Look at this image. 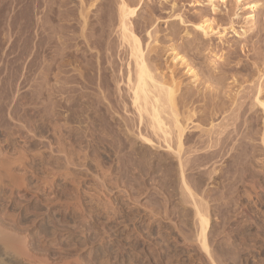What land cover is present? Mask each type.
Instances as JSON below:
<instances>
[{
    "label": "rangeland",
    "instance_id": "374dc122",
    "mask_svg": "<svg viewBox=\"0 0 264 264\" xmlns=\"http://www.w3.org/2000/svg\"><path fill=\"white\" fill-rule=\"evenodd\" d=\"M18 1H16L17 3H14L15 1L13 2V0H0V155H1L0 164H2V167L0 165V171L1 169H3L0 173L1 174L0 175L1 177L0 178V210H1L0 216H2V212L3 213L5 212L6 216L5 213L3 215L7 220H10L12 217L13 218L11 220H14L15 218L14 221L17 222L16 223V225L18 226L17 228H20L21 232L23 230L21 229V227L24 228L23 232L25 231L24 232L26 233L25 235L31 239L30 242L36 248L43 250V247H39V246H43L44 244V250H47L48 251L47 253L50 254V256L53 255V257L51 256L52 258H56L57 256L63 258L65 256L66 258H68V260L67 259H63V260L66 261H71V259L73 260V258L74 259L76 258L75 260L77 261V263L80 264H109V263L110 264H264V229H263L264 228L263 225L264 224V190H263L264 186L260 187L261 189L258 187L259 188L258 190L254 188L255 189L254 191V189L251 190L252 185L248 184L246 186L248 188L250 187L249 189L244 187L245 190H248V194H247V191H243L244 188H240V185L238 184L233 185L232 183L228 184L227 182L221 181L220 178L222 179V175L221 174L218 175V173H220L221 169L226 165L224 161L225 158L227 157H225L223 160L217 159L216 163L214 164L210 163L204 165V167L200 166V169H197L196 171L193 172H190L189 170L186 169L184 170L182 178L184 179L185 176L184 182H186V184L188 183L187 184L188 186L187 185L186 186L187 187L190 186L189 187V190L191 189L190 192L191 193L194 192L193 194H195L191 202L190 201L191 199H189L190 197L188 196L189 194L186 193L187 191L183 190L184 187H182L183 185L180 182L181 178L177 170L178 168L176 164L177 162H175L176 159L174 155H171L173 153H171L169 149L166 148L167 147L166 144L164 145L163 142L160 141L162 138L160 139L159 136L161 135L158 136L155 135L156 137H154L153 133L151 135V131L149 134L150 129L147 128L148 125L146 121L148 120L149 122V118L148 117L146 118L145 114H143L145 117L142 116L143 118L142 124L138 125V128L136 127L135 124L136 123L139 124L138 123L139 119H137L138 114L135 113L136 112L135 108L133 106L131 107L132 104L130 102L131 94L129 93L130 91H128V85L127 87L126 85H124L127 84L126 83L127 79H125L127 78L125 74V72H127V65L129 64L128 68L131 66L132 71H133V65H130L132 64V61L130 57L128 58L129 55L127 52V48L125 49V46L123 45L121 39H119L120 30L118 31L119 28L114 27V26L118 27L119 18L118 15H116L117 12L115 10L118 11V6L121 0L120 1L115 0V3L117 1L116 3L117 9L114 0H107V1L103 0V2L102 0H98V1L92 0L93 2L95 1L94 4H92L93 9L90 8L92 9V11L89 9L91 13L94 12L92 14L91 13L89 14L92 22L93 23L96 22L94 18L98 19L97 17H100V19H102L105 14L104 18L101 21L102 28L104 25L105 27L108 26V28L111 25L113 26V28L110 27L111 28L110 30L108 28H107L108 30H106L105 27L103 28L104 30L103 34L105 36L102 35V38L104 36V41H106L104 47H103L104 41L100 39L95 40L94 44H93L94 39L90 41L91 45H89L90 43L88 44L87 42H85L86 43L85 44L84 41L86 40L84 37L82 38L81 36L82 35L84 36V33H86L87 36L88 32L85 31L86 29L85 28L83 33L81 34L82 32L81 27H79L77 28L78 30H76L75 32L76 37H79L76 40V44H75L76 46L73 45V42L68 43L67 45L70 46V49L65 50V46H64L65 40L64 39L61 40L64 42L63 43L59 41L60 39L55 38V40L53 39L48 45L47 54L45 55L44 54L41 55L43 51L41 50V48L38 47L40 46V41H38L39 39L37 37V34H39V30L37 29L41 24V22L39 21H41L40 17H42V14L39 15L38 13H35L36 11L33 9L32 3H30L29 0H24L23 7H21L23 5L22 3L23 1L22 2L21 0ZM56 1L57 2L55 6L56 7L55 12L56 13L60 12L59 8H61L63 9L61 10L62 15L67 14L66 12L67 8L69 10V8L70 9L73 8L71 7L73 5L74 7L76 6L78 9L80 8L79 11L77 9V12H80L83 11L82 8L85 9L89 8L90 6H88V4L91 5L92 3L90 2V0L89 2L87 0L85 1L81 0L80 2L79 0V5H78L77 3L78 0L77 1L74 0V2H71L73 0H62L63 3L64 1H66V5L68 4V2L70 3L69 4L70 6L68 5L66 7L65 3L63 4L61 0L59 1L56 0ZM86 1L88 4H86ZM127 1H130L129 2L130 4H128ZM60 2L62 5L58 4ZM123 2L126 5L128 4L127 6L129 5L132 6V7L129 6V8L134 9L135 11V15L129 17L130 18L129 26L132 28L131 31L133 33L135 32L134 34L135 37H137V39L141 41V42L139 41L140 46L143 49L144 55H146L145 56L146 59L148 60L151 59L150 55L152 57L153 56L155 57L154 59L155 62L152 59L150 61L151 63L149 62L151 66L154 65L155 67V68L153 67L154 70L152 72V75L154 73L153 77L157 76L158 79L156 78L154 79L160 81V79L167 80L168 77L169 78L171 77V79H174L177 83L179 82L181 86L178 94L181 92L180 93L181 96H179L180 94L178 96L179 98L183 97V99L182 98L181 99L185 101L184 104L188 105L187 109L186 107L185 109L188 110L189 107L188 111H191L196 107H198V109L196 108L195 113L198 111L199 114L197 113L196 115H194V117L191 120L193 123L191 122L187 123L189 127H191L192 125H194L192 127L199 125L201 120L203 121L204 118L206 120L207 117L205 116V114L210 113L211 109L215 108L218 102L217 105L218 107L219 105L222 106L224 105L223 107L221 106L219 108L225 107L226 110H224L225 108L223 110L225 111L226 114H224V112L223 114L222 112L220 114L217 112L215 115L210 116V117L214 116L213 118H210L212 119V121H209V119L207 118L208 119L207 121L212 122V125H214L215 128L214 130L218 129L217 124H219V127L221 121H223L222 123L225 124L226 120L229 119V115H231L232 109H234L233 105L229 106L230 105L229 102L233 94L235 95L238 92V96H236L238 98L245 92V88L248 85L253 86L254 83L252 84L251 81L252 79L253 81L257 80L256 79L257 72L260 73V75L258 73V76H262V79H264V0H126ZM28 3L31 4V7L30 5L28 7L27 5ZM71 3L74 4L71 5ZM82 3L84 5L86 4V6L83 7ZM97 4L99 8L100 7L102 8V10L98 9V7L96 8V10H94ZM62 6H65V8ZM28 8L30 9V11ZM107 8H110L109 9L110 11ZM27 9L28 12L26 11ZM32 10L34 11L35 14L33 13ZM89 10H84V11H89ZM98 10H100L101 13H103V15H101V13L98 12L99 13L98 16V13H96ZM111 12L112 15L110 16ZM21 13H23L25 17ZM108 13L110 14L108 15ZM33 14H34V19H33ZM95 14H97L96 15L97 17L94 16ZM35 15L36 17L37 16L39 17V20L37 17V21H36ZM29 17L31 18V20L34 21L32 22ZM24 18L26 20L29 19L27 23L26 20H24ZM110 18L112 20L113 18H115V21L117 22L116 23L114 22V24H112V21H109ZM21 20H24L22 21L24 27L20 22ZM103 22L106 23L103 25ZM36 23L38 24L36 25ZM146 23L148 26H146ZM27 24L29 25V27ZM199 24L200 27H208V29H205L207 31L202 30V28L199 29L200 28ZM20 25L22 29L24 28L23 31L22 29H20ZM31 25L34 27L37 34H35V31L33 30V27ZM17 26H19L18 29ZM100 26L101 25L98 24L97 29ZM114 28L116 34L114 33L115 32ZM26 30L28 31L26 32ZM19 31H20L19 34H21L20 36L18 34ZM77 31L80 32L78 33ZM112 31H114L113 35H112ZM21 32L26 33L25 36L24 33L22 34ZM117 32L119 35L117 34ZM32 33L34 34V36ZM107 33H109L110 35ZM116 36L118 37L116 38ZM80 38H82L83 40ZM25 39H27L26 40L27 42L25 41ZM101 41H103V43H101ZM119 41H120L119 44L120 48H118L119 45H117ZM107 42L108 45H106ZM33 43L35 44V46H32ZM79 43H81L80 44L81 46L79 45ZM92 45L94 46L95 50L97 49L96 51L100 50L99 51L100 54L98 52L95 53V50L93 49ZM72 46L73 48L79 46L83 48L79 47L73 49ZM97 46L100 48H98ZM86 47H90L92 51L91 50L89 52L85 51ZM155 47L156 50H154ZM172 47H175L176 52H179V54H181V56L184 57V59L189 63L187 64L192 67L193 71L195 70L194 73L196 72L195 74L198 77L196 78V81L192 77L194 74L190 75V73L187 72V68H185L183 64L175 62V60L172 61V51H171ZM38 48L40 49V51ZM90 48L87 49L89 50ZM103 48H107L105 52L106 53L108 52L107 53L108 55L104 52L105 49ZM32 50L33 52H31ZM108 50H110L112 54ZM71 51H77L78 58L79 55L82 53H84L85 55L89 53L90 54V56L88 54L89 59L92 58L93 60H96L98 56L97 60L100 62L99 64L98 61H92V59L90 60L93 62V64L95 62L94 67L98 64L99 67L104 66L105 69L103 67L102 69L101 68L98 69V67L96 66V68L100 70V72L94 70L92 77L91 76L83 77V71H82L83 65L80 66V64H78L81 61L77 57L75 58L74 56L72 55L70 56L69 54H67V52H71ZM86 52L88 53L86 54ZM94 53L97 55H95ZM37 54L38 56L35 58ZM61 54L62 56L63 55L64 56L62 57ZM52 55H54V57L56 56L60 58L59 59L53 58ZM108 56L110 57V59ZM69 57L70 59L75 58L74 60L78 59V61L80 62L76 60L74 63L73 59L70 60ZM105 57L107 58V61L110 63L105 62ZM32 58L34 61L32 60ZM102 58L104 61L102 60ZM126 58L128 62L126 61ZM65 59L66 61L68 60L70 61L65 62ZM53 60H55L54 64L56 66H54ZM62 60L64 61L62 62ZM152 61L155 64L152 63ZM101 62L104 63L101 64ZM32 63L34 64L32 65ZM106 63L107 65H105ZM72 64L73 65L76 64L77 65L76 68L80 70L75 69L74 68L75 66H73ZM108 64L111 65L109 66ZM48 65L50 68L48 67ZM64 65H66V68ZM58 67H60V69H58ZM61 69L62 71H60ZM70 69L74 70V72L71 71ZM106 69L107 70L109 69L111 71L114 70V71H112V73L110 74L109 73L110 71L108 70L109 71L108 75H110L109 77L111 78L109 77L106 78L105 76L106 80H104V78H102V76L104 75L101 74L99 75V73L105 72ZM75 70H78L80 72L78 71L75 72ZM122 70H124L125 72L123 71L124 73L123 72L121 73ZM31 72L34 74H32ZM58 72L59 74L60 73L62 74L63 72L64 75L62 76L60 74L58 76ZM76 73H77V77L75 76ZM78 73L80 74V77ZM67 74L69 75L67 76ZM103 74L106 75L107 73H103ZM31 75H32V81H34L32 83H31ZM71 75L79 80L80 78L81 79L83 78L84 82L83 80H80L81 81L80 84L79 80L78 82H76L77 79H75L76 83L74 82L68 85V87H70L71 93L69 94L64 93L63 91H61L62 83L65 78L71 77ZM95 76H97V78ZM165 76L166 78H164ZM54 77L55 80H58L56 82L58 83V85L61 86V88L56 84L55 80L52 79ZM122 77L124 79L121 80ZM87 78L89 80H87ZM90 79L94 85L96 83L97 89L95 88V90H93L94 86H92ZM110 79H112L111 80L112 82H109ZM95 80L98 81L96 82ZM247 80H250L251 83H248L249 81ZM47 81L48 84L50 83L48 87H47L48 85ZM87 81L88 84H86ZM107 81L109 82V84ZM205 81L208 82L207 83L208 86ZM121 82H123V84ZM110 83L113 84L112 87L110 86L109 89V85H111ZM35 84L36 86L34 87ZM73 84L76 85V87ZM79 85L83 88H80ZM105 85L106 88L108 87V90L104 88ZM113 85H116L115 89L118 90L115 89H114L115 91L112 90V88H114ZM86 86L88 87L90 86L89 87L90 91L91 92L94 91L93 92L94 95L90 91L88 92L89 88L87 89ZM98 86H101L100 90H98ZM208 87H210V89ZM54 89L55 91H53ZM84 89L85 91L86 90L87 91L85 92ZM80 90L81 91L83 90L82 93L85 92L86 94L92 95L94 97V102H96L95 100H98V102L96 103H100L104 99H106L102 97H107V94L109 97L112 91L111 98L107 97L108 99H106V101L102 103L104 105L106 104L103 110H102V104L100 103V107L102 110V111L100 110V112L101 113L103 112L105 117L102 116L103 114L99 112L95 114V117H97V119L101 118L103 120L102 129H101L102 123H100L99 125V122H96L98 125H95V123H93L94 125L92 123L90 124V122L87 121L86 122H80L76 120L74 121L72 119L71 120L69 119L70 121L67 120L66 122L65 117H67L68 114L66 113L68 112L65 110L59 111L58 109L53 108L52 103L55 101V99L57 100L64 97L65 99H67L66 97L70 95L76 98L77 95L81 93ZM184 90H185V94L188 91L190 95L187 92V95L185 96V94H183ZM211 91H215L218 97H220V99L217 97L218 100L215 98L217 100L216 101L213 97V94L211 95L212 93ZM58 92H60V94L63 92L64 96H61L62 94L59 95ZM104 92H105V96L102 95V93ZM115 92H117V94ZM44 93H46V95ZM95 93H97L99 97L101 96V98L96 96L97 94ZM121 93L124 94L125 97H123ZM36 95L39 96L38 99ZM188 95L190 99L187 98V100L189 101L186 103L187 101L186 97H188ZM204 95L207 97H204ZM202 96L204 99H202ZM43 97L45 98V100H43ZM208 97H210L209 100H207ZM48 98L49 99L52 98V100L54 99V101L53 102L49 101ZM121 98L122 101L120 100ZM123 98H126L127 101L125 99L124 101ZM200 99L202 100L203 103L201 102ZM12 100H14L13 104H12ZM17 100L19 102H17ZM119 100L121 103L119 102ZM123 101L126 103V105L125 104L122 105V103H124ZM208 101H210L209 103H212L211 104L213 105L212 107L211 105L210 106L206 105L208 104ZM46 102H47V106H46ZM110 102L113 104V106ZM225 102L226 104H222ZM27 106L29 107V109L26 108ZM183 106L182 108H180V110L182 109V111L185 110L183 109ZM21 107L23 108V110ZM112 107H114L113 108L114 111L113 109L111 110ZM191 107L192 109L190 110ZM227 107H230V109H228ZM31 108H32L31 111L32 114L30 113ZM33 109L35 110L37 109V111ZM204 109L206 111H203ZM55 110L56 112L58 111L57 112L58 114L55 112ZM133 110L135 111L134 113ZM41 111H45V114L44 112L42 113ZM52 111H54L53 114L51 113ZM115 111H117L116 112L117 115L114 116V114H116L114 113ZM199 111L201 112L203 111L202 115ZM110 113L113 114L111 115ZM34 114L36 115L34 116ZM39 114L41 115L43 114V115L41 116ZM63 114L65 117L63 116ZM227 114L229 115L227 116ZM7 115L9 117L12 115V117L8 119L9 117ZM59 115L62 118L64 117L63 120L65 122L64 121L61 122L62 119ZM198 115L200 117L199 118L200 121L198 120L197 117ZM120 116H122L123 118L122 121ZM162 117H164V120H166V122L167 120H169L167 116H162ZM180 117L181 116H179V118ZM33 118L35 119L33 120ZM108 118L110 119V124H112V126L116 121V124L114 125V127H112L114 128L112 129L113 131H110L111 130L110 125L108 126L109 123ZM135 118L137 119V122H135L136 121ZM144 118H145V122H144ZM56 119H57V123H56ZM59 119L61 120L59 121ZM124 119L125 121H123ZM261 119L262 117L260 115L258 124L260 123V121H262ZM49 120L51 121L48 124ZM19 121H21V123ZM33 121L35 123H32ZM68 121H69V125L66 124L68 123ZM72 122L73 125L75 124L74 122H76L75 124L76 126L79 123H81L78 125L79 129L78 128L75 129L76 126L74 125L75 127L74 128L72 126ZM124 122L126 123V126ZM64 123L65 125H67V127L71 125L69 128L73 130L69 131L68 128H66V126L65 127L63 126ZM34 124L38 127V130L36 132L35 130H32L34 129L33 127ZM56 124H58L60 128H58L59 126H56ZM223 124H221V126ZM81 125L84 126L85 133L83 132L82 130L83 127ZM91 125H93V128ZM105 125H107L106 127L108 128V132H106L107 130L106 127H104ZM200 125L201 128H203L204 126H205L204 128H208L207 123L205 124L201 122ZM62 126L63 129L66 128V130L64 129L65 131L62 129ZM87 126L89 129L87 128ZM30 127H31V131H30ZM50 127H52L53 130ZM98 127L100 128L101 131L95 132V130H98ZM119 127H121L123 131ZM87 129L88 130L91 129V131L93 129L94 130L91 133V131L89 132L86 131ZM116 129L119 130L118 133H116L117 132L115 131ZM137 129L139 132L137 131ZM58 130L62 131L61 139L66 140L65 142L62 141L63 146L65 144L64 149L62 146L63 153L60 152L59 150L57 151V149L59 148V145L57 144L58 143L57 140L59 139ZM79 130L83 132L84 136L81 135L82 134L81 132L78 133ZM63 131L65 135L63 134ZM74 131H76L77 133ZM125 131H127L126 134H124ZM143 131L146 135L143 134ZM146 131L148 132L146 133ZM192 131L194 135L189 139L188 141L189 143L187 141H184L183 144L184 145L183 148L185 147L186 150L188 149L189 146L193 147L192 145L196 143V139L197 141L199 139L198 138V135H200V133H198L199 130L192 129ZM55 132L58 135L55 134ZM94 132L98 133L99 136L102 138V140L104 139L103 141H105V138L110 139V140H106L107 142L105 141V143L108 142L110 143L111 141L112 145L105 144L103 141H101V138L98 137V134H96L98 138L96 137V135H93L95 134ZM52 133H54L55 136L54 134L52 136ZM73 133L74 136L76 137L75 138L76 141L73 140L74 137H72L73 135H71ZM109 133L111 134L113 133V135H110L112 136V139L109 136ZM66 134L70 135L69 140L67 138L68 135ZM87 134H89V136ZM37 135H41V136L39 137ZM136 135L137 136L141 135L146 138H149L150 136V140L152 141L153 145L152 144L151 145L149 144L147 146L143 145L142 143L143 141H141L142 139H140L139 136L137 138ZM63 136L65 137L67 136V137L65 138ZM90 136H91L90 139H93L92 141L88 139V137ZM102 136L105 138H103ZM46 137H48L49 139ZM51 137L55 139V141H52V139L50 140ZM79 137L81 139L77 140V138ZM82 138H86L89 141L87 142L86 139H82ZM114 138L115 141L113 140ZM81 140L82 143L79 142L80 144L79 151L82 152L85 148H88L86 149V154H85V150L84 152H82L83 153L82 154L76 149L78 148V144H77L78 141ZM94 140L96 142L99 140V142H97L98 145ZM72 141H75V143L77 142L76 143L77 146L74 145ZM83 141L85 142L84 144L87 147L83 145ZM51 143H53V145H51ZM70 143L72 144L71 146L73 147L70 146L69 148ZM88 145H90V148H94V149H90ZM92 145L96 147H93ZM169 145L170 148L172 147L171 149H174V144L172 139L170 140ZM97 146H101L102 150H100L101 148ZM55 147L56 149L53 150ZM80 147L82 148L85 147V148L84 149L81 148L80 150ZM71 148H73V151L71 150ZM95 149L96 150L99 149V150L96 151ZM69 150L72 151V154L70 153V157L67 156L69 155L68 153L64 154L65 152H70ZM92 150H95L97 153L94 154L95 151ZM104 150H107L108 152L107 151L104 152ZM136 150L138 151L140 150V152L138 153V151L136 152ZM115 151L117 152L115 153ZM105 153H108V155H106ZM77 154L79 158L76 156ZM124 154H127L128 156L129 154H131L134 156L131 157L130 155L128 157ZM85 155L89 157V161L91 162H88V158L86 157L87 158L86 159ZM187 155H188L187 152L184 153V155H181L182 156L181 161H185ZM66 156L67 158L69 157L68 160ZM75 156L77 157V159ZM142 156L145 157V159L140 158ZM63 157H65L66 159L65 158L63 159ZM83 157L85 159H80ZM4 158L5 161H3ZM72 158H74V162L77 160L78 164H80L81 167L77 166V162H75L74 165ZM164 158L167 159V162L166 161L163 162L162 159ZM62 159L65 161L66 163L65 166L67 167L63 168V170L58 169L59 170V174H58L57 172L54 171L55 170L57 171V168H60L61 166L65 167L63 165L65 163H62ZM70 159L72 160V162H69L71 161ZM160 159L162 161H160ZM51 160L54 161L52 162ZM66 160L68 163L66 162ZM81 160L82 162H84V164L80 162ZM92 160L94 161V163ZM157 160L159 162V165L157 163ZM191 160L192 158L189 157V161ZM59 161L62 163L61 166H59V164H61ZM46 162L48 163L50 162V164L52 165L50 164L48 165V163L46 164ZM55 162H58L59 164L58 163L56 164ZM162 162L168 163V166L170 162V165L172 166V167L170 166L169 168L170 170H168L167 172H165L164 170L162 171L163 169L162 167L164 166V165L162 166L163 164ZM69 163H71L72 165L71 164L69 165ZM44 165L46 166L44 167ZM82 165L85 166L83 167ZM49 166L51 168L52 167L53 168L57 167V168L54 170L52 168L51 170ZM158 166H160L161 168L160 167L158 168ZM9 167H10V171L8 170ZM172 168H174V171L171 170ZM214 168L216 172L213 171ZM46 169H47V173H46ZM62 171H65L67 173V177L65 179L61 178L62 176L63 177L66 176L65 172ZM194 173L195 174L198 173L197 175L199 178L197 177V175L194 176L195 175ZM209 174H211V176H209ZM104 175H108V176L106 177ZM51 176L52 177L54 176V178L53 181L50 183L49 178H52ZM178 178H180V180ZM200 178L201 180H203V183L201 184L202 188L201 186H199V188L195 187L196 180ZM55 179L56 181H54ZM59 180L61 181L59 182ZM52 183L55 184L52 185ZM49 184L51 185L49 186ZM224 184L225 187L223 186ZM221 186L223 187L221 188ZM48 190L50 191L48 192ZM249 190H251V192L253 191V193H251ZM242 192L244 195L242 194ZM73 194L75 196H73ZM241 194L242 196H240ZM245 194H247V196ZM258 195L261 196L262 200ZM60 196L61 199L59 198ZM71 197H75V198L71 199ZM76 197H78L77 199L82 201L76 200ZM244 197L249 198V200L245 199ZM259 198L260 200H258ZM48 199L49 201L50 199H53V201L48 202L47 201ZM63 199H65L66 201L68 200L67 203L69 204L64 205ZM202 199H204L207 202L204 203V200ZM59 201L60 202L62 201L61 202L62 205ZM76 201L79 202V204ZM195 201L199 204L198 206L199 208L201 206L200 211L203 212V214L207 217L209 221L207 229L205 231V244L207 247V252H205L201 248L200 241L198 242L199 240L198 239L199 237H197L198 236L197 230H199L198 223L197 220L195 219L196 217L193 216L195 215L194 214L195 208L193 203ZM52 202L56 203L57 205L54 204L55 206H53ZM46 203L48 208L46 207ZM49 203H51L52 205H50ZM75 203H77V207L79 205V208L81 209L78 210V208H75L76 207ZM202 203H204L205 205ZM81 205H83L84 207H82ZM242 205L246 207H243ZM63 206L67 207V209L63 208ZM205 206L208 208H206ZM49 208L50 210L52 208L55 210L58 208L56 211L59 214H57L55 210L50 211ZM82 208L84 209V212L85 211H89V212H85V214L84 212H82L83 214L81 215L80 213L81 211H83ZM202 208H204L207 211H205ZM44 209L46 210V212ZM72 210L73 211L76 210L78 211V213L75 211L76 213L75 214L73 213ZM10 211L12 214L10 213ZM53 211L58 216H56V214H53ZM53 216L55 217L54 220H53ZM73 216L74 217L79 216L76 217V220L77 219L78 220L77 221L74 220ZM82 216H85L86 218L84 217L83 219H81ZM81 220H83V222ZM80 222L82 224H80ZM25 226L27 229L25 228ZM256 226L259 227L262 231L259 228L257 229ZM27 230H28V234H27ZM259 230L261 234L257 232ZM58 240L60 241L61 245H58L57 243L59 242ZM54 244L58 245L59 247L58 250H61L63 248L64 250L63 254L60 251H56L57 248ZM46 246H49L48 249H45ZM49 251H51V253ZM58 252L60 253L58 254ZM104 256L105 258H108V260L107 259L105 260ZM100 258L101 260H99ZM17 263L22 264L21 261L20 262L17 261ZM17 263H13V264H17Z\"/></svg>",
    "mask_w": 264,
    "mask_h": 264
},
{
    "label": "bare ground",
    "instance_id": "6f19581e",
    "mask_svg": "<svg viewBox=\"0 0 264 264\" xmlns=\"http://www.w3.org/2000/svg\"><path fill=\"white\" fill-rule=\"evenodd\" d=\"M15 1V2H14ZM16 1H18V0H13V2L14 3H17ZM23 1V2H22ZM30 1V3H32V6H33V9L36 11L35 13H38L39 15H41L42 14V17H40V19H41V21H39V22H41V24L39 25V27H38V29L37 30H39V34H37L36 33V30L34 29V27H33V30L35 31V34H37V37H38V41H40V46H38L39 48H41V50L43 51L42 52V54L41 55H45V54H47V47H48V45L50 44V42L54 39L55 40V38H58V39H60L59 41L60 42H63V41H61L62 39H64L65 41V50L66 49H70V46L69 45H67L68 43H71V42H73V45H75L76 44V40H77V38H79V37H76V30H78L77 28H79V27H81V34L83 33V31H84V29H85V31L86 32H88V34H87V36H86V33H84V36L82 35L81 37L83 38H85V40L86 41H84V43L85 42H87L89 45H91V40L92 39H94L93 40V44L95 43V40H98V39H100V40H103L104 41V30H103V28L105 27V23L106 22H103V28H102V19L104 18V16H105V14H104V16H103V18L102 19H100V17H97L96 15L97 14H95L94 16L95 17H97L98 19H96V18H94L95 19V21L96 22H92V20L90 19V13H91V11H92V4H94V2L92 1V0H90V2H92L91 3V5L90 4H88L87 3V1L89 2V0H87L86 1V4H88V6H90L89 8H82V10L83 11H80V12H77V7L75 8L74 7V5L73 6H71V7H73V8H69V10H68V8H67V10H66V12H67V14H64V15H62L61 14V10H63V9H61V8H59L60 10V12H58V10H57V12L59 13H56L55 11H56V0H29ZM59 1V0H58ZM62 1V0H61ZM75 1H77V0H75ZM85 1V0H84ZM98 1V0H97ZM105 1H107V0H105ZM117 1H120V0H117ZM117 1H116V3H117ZM123 1H126V0H123ZM122 0L120 1V4H119V6H118V11L117 10H115L117 13H116V15H118V18H119V22H118V27L117 26H114V27H116V28H119L118 29V31L120 30V32H119V34H120V38L119 39H121V41H122V43H123V45L125 46V49L127 48V52H128V58L130 57V59H131V61H132V64H130V65H133V71L131 70V66L128 68V66H129V64L127 65V58H126V65H127V72H125L124 70H122L121 71V73L124 71L125 72V74H126V76H127V78H125V79H127L126 80V83L127 84H124V85H126V87H127V85H128V91H130L129 93L131 94V107L133 106L134 108H135V111L133 110V113L135 112V113H137L138 114V118L137 119H139L138 120V123L139 124H135L136 125V127L138 128V125H140V124H142V122H143V118H142V116H144L143 114H145V116H146V118L148 117L149 118V122H148V120H146L147 121V125H148V127L147 128H149L150 130H149V134H150V131H151V135H152V133L154 134V137H156L155 135H161V136H159L160 137V141H162L163 142V144L165 145L166 144V148L167 149H169V151L171 152V153H173V154H171V155H174V157H175V162H177L176 164H177V170H178V173H179V176H180V178H181V184L183 185L182 187H184L183 188V190H185V191H187L186 193H188L189 195V199H191L190 201L192 202V198H193V196L195 195V194H193V193H191L190 192V190H189V187H187L188 185V183L186 184V182H184V179H185V176H184V179L182 178L183 177V173H184V170L186 169V170H189L190 172H193V171H196L197 169H200V166L202 167H204V165H206V164H210V163H212V164H214V163H216V160L217 159H220V160H223L225 157H227V158H225V167H223L222 169H221V172L220 173H218V175L219 174H221L222 175V179L220 178V180L221 181H223V182H227L228 184H233V185H236V184H238V185H240V188H244V187H246V188H248L246 185H248V184H250V185H252L251 187V190L252 189H254V188H256L257 190L260 188V187H262V186H264V79H262V76H258V73L259 72H257V80H254L253 81V79H252V84H253V86L251 85H248L246 88H245V92L240 96V97H236V96H238V92L234 95L233 94V96H232V98L230 99V102H229V106H231V105H233L234 106V109H232V112H231V115H229V114H227V116L229 115V119L228 120H226V123L225 124H223L222 122L223 121H221V124H223L222 126H221V124H220V127H219V124H217V127H218V129H216V130H214L215 128H214V125H212V122H208L207 120L209 119V121H212V119H210V118H213V117H210V116H212V115H215L217 112L220 114L221 112H222V114H223V112H224V114H226L225 113V111L224 110H226V108L224 109V108H219V107H221L222 105H219V107L217 106L218 105V102H217V104H216V107L215 108H213V109H211V107L213 106V105H211L212 103H209L210 101H208V104H206V105H211V107H210V109H211V112L210 113H206L205 114V116L208 118H206V120H205V118H204V120L202 121L201 120V122L202 123H207V125H208V128H201L200 126V124H201V122H200V124L199 125H196L195 127H192V126H194V125H192L191 127H189L188 126V122H191V123H193L191 120H192V118L194 117V115H196L197 113H198V111L195 113V110H196V108L198 109V107H196L195 109H193V110H191L192 109V107L190 108V110L191 111H188L189 110V107H188V110H186L187 109V104H184V102L185 101H183L182 99H183V97H181V98H179V96H181V92L178 94V92L180 91V86H181V84H179V82L177 83L174 79H171V77L168 79L167 78V80H165V79H160V81H158V80H155L154 78H156V79H158L157 78V76H155V77H153V75H154V73H153V75H152V72H153V70H154V65L153 66H151V59L152 60H154L155 59V57L153 56H151L150 55V57H151V59H146V55H144V52H143V49L141 48V46H140V40H138L137 39V37H135V32L133 33L131 30H132V28L129 26V17H132V16H134L135 15V11H134V9H131V8H129V6H127L128 4H130L129 2L130 1H127L128 2V4L126 5L124 2H123ZM21 2L23 3V5H22V3H21V7H23L24 6V0H21ZM28 2V1H27ZM71 2H74V0L73 1H71ZM80 2H81V0H80ZM101 2V1H100ZM102 2H103V0H102ZM126 2V3H127ZM18 3H19V1H18ZM62 3H63V1H62ZM64 3H65V6L67 7L70 3L68 2V4L66 5V1H64ZM63 3V4H64ZM78 5H79V0H78ZM85 3V2H84ZM114 3H115V0H114ZM115 3V6L117 5ZM139 3V2H138ZM59 5H62L61 4V2L60 3H58ZM72 4H74V3H71V5ZM83 4V3H82ZM86 4L84 5H82L83 7L84 6H86ZM135 4V3H134ZM133 4V5H134ZM18 5V4H17ZM28 5V7H29V5H30V7H31V4H27ZM27 5H26V8H27ZM77 5V4H76ZM15 6V5H14ZM20 6V5H19ZM65 6H62V7H64L65 8ZM70 6V5H69ZM79 7V6H78ZM98 7V4H97V6L94 8V10H96V8ZM130 7H132V6H130ZM137 7V6H136ZM16 8H17V6H16ZM75 8V9H74ZM90 8H92V9H90ZM134 8V7H133ZM25 9V8H24ZM29 9V8H28ZM28 9L26 10L27 12H28ZM57 9H58V7H57ZM80 9V8H79ZM79 9H78V11H79ZM91 11H90V10ZM98 9H100V10H102V8L100 7H98ZM108 10L110 9V8H107ZM116 9H117V6H116ZM23 10V9H22ZM21 10V11H22ZM84 10H89V11H84ZM93 10V11H94ZM100 10H98L96 13H98V12H100L101 13V11ZM106 10V9H105ZM107 10V11H108ZM19 11H20V9H19ZM25 11V10H24ZM29 11H30V9H29ZM33 11V10H32ZM110 11V10H109ZM108 11V12H109ZM104 12V11H103ZM24 13V12H23ZM23 13H21L22 15H23ZM33 13H34V11H33ZM34 13V14H35ZM92 13H94V12H92ZM91 13V14H92ZM29 14V13H28ZM34 14H33V19H34ZM110 13H108V15H109ZM101 15H103V13H101ZM112 15V12H111V14H110V16ZM19 16V15H18ZM24 17H25V15H23ZM93 16V15H92ZM93 16V17H94ZM98 16H99V13H98ZM109 16V17H110ZM35 17H36V15H35ZM38 17V16H37ZM37 17L35 18L36 19V21H37ZM109 17H107V18H109ZM18 18V17H17ZM16 18V19H17ZM27 18V17H26ZM30 18V17H29ZM31 18H32V16H31ZM31 18H30V20H31ZM153 18V17H152ZM251 18V17H250ZM21 19V18H20ZM23 19V18H22ZM24 20H26L25 18H24ZM24 20H21L20 22H21V24L23 25V23H22V21H24ZM29 20V19H28ZM28 20H26V23L28 22ZM38 20H39V17H38ZM114 20V21H113ZM113 20L110 18V20L109 21H112V24H114V22L116 23L117 21H115V18H113ZM118 20V19H117ZM155 20V19H154ZM153 20V21H154ZM32 22L34 21V20H31ZM106 21V20H105ZM38 22V23H39ZM25 23V22H24ZM38 23H36V25L38 24ZM32 24V23H31ZM34 24V23H33ZM98 24H100L101 26V28L99 27L98 29H97V27H98ZM107 24H108V22H107ZM107 24H106V26H107ZM151 24V23H150ZM17 25V24H16ZM19 25V24H18ZM28 25V24H27ZM36 25H35V27H36ZM111 25V24H110ZM152 25V24H151ZM150 25V26H151ZM10 26V25H9ZM146 26H148L147 25V23H146ZM203 26V25H202ZM11 27V26H10ZM9 27V28H10ZM23 27H24V25H23ZM28 27H29V25H28ZM32 27H30V28H32ZM110 27H112L113 28V26L111 25V26H109V28H108V26L107 27H105L106 28V30H110L111 28ZM199 27H200V24H199ZM15 28H16V26H15ZM19 28V26H17V29ZM29 28V29H30ZM108 28V29H107ZM131 28V29H130ZM202 28V30H204V31H207V30H205V29H208V27H200L199 29H201ZM16 29V30H17ZM20 29H22L21 28V25H20ZM24 29V28H23ZM23 29H22V31H23ZM26 29H27V27H26ZM28 29V30H29ZM28 30H26V32L28 31ZM139 30V29H138ZM30 31V30H29ZM33 31V32H34ZM114 31H115V28H114ZM114 31H112V35H113V32ZM134 31V30H133ZM78 32V31H77ZM80 32V31H79ZM78 32V33H79ZM111 32V31H110ZM20 33V31L18 32V34ZM22 33V32H21ZM24 33V32H23ZM22 33V34H23ZM28 33H31V32H28ZM27 33V34H28ZM78 33H77V35H78ZM115 34H116V31L114 32ZM205 33V32H204ZM25 34L26 33H24V36H25ZM33 34V33H32ZM107 34H109V33H107ZM117 34H118V32H117ZM118 34V35H119ZM21 34H19V36H20ZM57 35H58V37H57ZM102 35H104L103 36V38H102ZM110 35V34H109ZM147 35V34H146ZM27 36V35H26ZM29 36V35H28ZM33 36H34V34H33ZM79 36H80V34H79ZM150 36H152V35H150ZM149 36V37H150ZM36 37V38H37ZM106 37H107V35H106ZM118 36H116V38H117ZM148 37V36H147ZM4 38V37H3ZM34 38V37H33ZM82 38H80V39H82ZM102 38V39H101ZM108 39V38H107ZM27 39H25V41H26ZM35 40V39H34ZM83 40V39H82ZM118 40V39H117ZM58 41V40H57ZM81 41V40H80ZM79 41V42H80ZM103 41H101V43H103ZM108 41V40H107ZM140 41V42H139ZM27 42V41H26ZM30 42H32V41H30ZM30 42H28V43H30ZM63 42V43H64ZM75 42V43H74ZM78 42V41H77ZM105 42L106 41H104V44H103V47H104V45H105ZM109 42V41H108ZM108 42L106 43V45H108ZM36 43H37V40H36ZM83 43V44H84ZM100 43V42H99ZM155 43V42H154ZM81 43H79V45H80ZM82 44V45H83ZM86 44V43H85ZM84 44V45H85ZM110 44H111V42H110ZM109 44V45H110ZM120 44V41H119V43L117 44V45H119ZM149 44V43H148ZM31 45V44H30ZM39 45V44H38ZM56 45V44H55ZM88 45V46H89ZM159 45V44H158ZM171 45V44H170ZM29 46V45H28ZM32 46H35V44L33 43L32 44ZM51 46V45H50ZM76 46V45H75ZM81 46V45H80ZM79 46V47H80ZM86 46V45H85ZM99 46V45H98ZM97 46V47H98ZM143 46V45H142ZM79 47H74V48H79ZM92 47H93V49L95 50V48H94V46L92 45ZM96 47V46H95ZM118 47V46H117ZM35 48V47H34ZM38 48V49H39ZM55 48H56V46H55ZM72 48H73V46H72ZM73 48V49H74ZM80 48H83V47H80ZM87 48H90V47H86V50L85 51H90L91 50V48L88 50ZM98 48H100V47H98ZM102 48V47H101ZM107 48H108V46H107ZM107 48H103V49H105L104 50V52L106 51V49ZM118 48H120V45H119V47ZM122 48H123V46H122ZM149 48V47H148ZM4 49V48H3ZM49 49H50V47H49ZM78 50V49H77ZM83 50V49H82ZM82 50H81V52H82ZM93 50V51H94ZM97 50V49H96ZM95 50V53H99V51H96ZM112 50V49H111ZM145 50V49H144ZM153 50V49H152ZM154 50H156V47H155V49ZM153 50V51H154ZM29 51V50H28ZM39 51H40V49H39ZM63 51V50H62ZM69 51V50H68ZM79 51V50H78ZM84 51V50H83ZM84 51V52H85ZM92 51V50H91ZM111 54H112V52L110 51V50H108ZM149 51V50H148ZM171 51H172V61H174L175 60V62H178V63H181V64H183L184 65V67L185 68H187V72L188 73H190V75L191 74H194L192 77L195 79V81H196V78H198L197 77V75L194 73V71H193V69H192V67L191 66H189L188 64V62L184 59V57L183 56H181V54H179V52H176V50H175V47H172L171 48ZM178 51V50H177ZM31 52H33V50L31 51ZM31 52H30V55H31ZM51 52V51H50ZM88 52H86V54L88 53ZM64 53V52H63ZM80 53V52H79ZM94 53V54H95ZM106 53V52H105ZM108 53V52H107ZM106 53V54H107ZM121 53V52H120ZM152 53V52H151ZM153 53H155V52H153ZM67 54H69L70 56L72 55V56H74L75 58L77 57V54H78V52L77 51H71V52H67ZM89 54V53H88ZM88 54L87 55H85L84 53H82V54H80L79 55V60L81 61H78V59H76L78 62H80V63H78V62H76V63H78V64H80V66L81 65H83V69H82V71H83V77H85V76H93V73H94V70H96L97 72L99 71L100 72V70H98L99 68H101L102 69V67L104 68V66H102V67H99L98 66V64L100 63L98 60H97V58H98V56H97V58H96V60H93L92 58H90V59H92V61H98V64L96 65L97 67H98V69L96 68V66L94 67V64H95V62H94V64H93V62L89 59V56H90V54H89V56H88ZM100 54V53H99ZM98 54V55H99ZM123 54V53H122ZM3 55V54H2ZM33 55V54H32ZM35 55V54H34ZM50 55V54H49ZM48 55V56H49ZM68 55V56H69ZM95 55H97V54H95ZM94 55V56H95ZM108 55V54H107ZM126 55V54H125ZM149 55V54H148ZM171 55V54H170ZM38 56V54L35 56V58ZM40 56V55H39ZM51 56V55H50ZM49 56V57H50ZM53 56V58H58V57H54V55H52ZM61 56H62V54H61ZM64 56V55H63ZM62 56V57H63ZM105 56V55H104ZM28 57V56H27ZM30 57V56H29ZM45 57V56H44ZM67 57V56H66ZM88 57V58H87ZM99 57H101V56H99ZM109 57V56H108ZM112 57V56H111ZM118 57V56H117ZM34 58V59H35ZM39 58V57H38ZM42 58H43V56H42ZM60 58V57H59ZM58 58V59H59ZM75 58H71L70 59V57H69V59L70 60H72L73 59V61H74V63H75V61L76 60H74ZM94 58V59H95ZM31 59V58H30ZM64 59V58H63ZM109 59H110V57H109ZM32 60H33V58H32ZM31 60V61H32ZM38 60V59H37ZM42 60V59H41ZM43 60H44V58H43ZM70 60H68V61H66V59H65V62H69ZM100 60V59H99ZM102 60H103V58H102ZM34 61V60H33ZM48 61V60H47ZM46 61V62H47ZM54 61L55 60H53V64H54ZM59 61V60H58ZM61 61V60H60ZM64 60H62V62H63ZM72 61V62H73ZM104 61V60H103ZM110 61V60H109ZM130 61V62H131ZM36 62V61H35ZM50 62V61H49ZM105 62H107V63H110V62H108L107 61V58L105 57ZM150 62V63H149ZM154 62H155V60H154ZM153 61H152V63H154ZM52 63V62H51ZM57 63H59V62H57ZM82 63V64H81ZM104 62H101V64H103ZM107 63L105 64V65H107ZM124 63H125V61H124ZM188 63V64H187ZM34 63H32V65H33ZM50 64V63H49ZM61 64V63H60ZM155 64V63H154ZM39 65V64H38ZM42 65H43V63H42ZM41 65V66H42ZM73 65V64H72ZM109 65V64H108ZM111 65V64H110ZM109 65V66H110ZM255 65V64H254ZM35 66H36V64H35ZM54 66H56L55 64H54ZM59 66V65H58ZM65 66V68H66V65H64ZM73 66H75L74 68L75 69H78V68H76V64L75 65H73ZM72 66V67H73ZM113 66H114V64H113ZM112 66V67H113ZM157 66V65H156ZM48 67H49V65H48ZM70 67V66H69ZM79 67V66H78ZM154 67V68H153ZM35 68V67H34ZM50 68V67H49ZM52 68V67H51ZM55 68H57V67H55ZM67 68H68V66H67ZM71 68V67H70ZM109 68V67H108ZM111 68V67H110ZM114 68H115V66H114ZM40 69V68H39ZM58 69H60V67H58ZM105 69V68H104ZM125 69V68H124ZM156 69H157V67H156ZM169 69V68H168ZM167 69V70H168ZM258 69V68H257ZM263 69V68H262ZM36 70H37V68H36ZM44 70V69H43ZM53 70V69H52ZM71 71H73L74 72V70H72V69H70ZM78 70H80V69H78ZM78 70H75V72H77ZM109 70V69H108ZM107 69L105 70V72H101V73H99V75L101 74V75H104V76H102V78H104V80H106V78H108L110 75H108V72L111 74L112 73V71H114V70H109L108 71ZM126 70V69H125ZM41 71H42V68H41ZM56 71H58V70H56ZM60 71H62V69L60 70ZM95 71V72H96ZM102 71V70H101ZM257 71V70H256ZM260 71V70H259ZM261 71H263V70H261ZM34 72V71H33ZM53 72V71H52ZM66 72V71H65ZM78 72H80V71H78ZM123 72V73H124ZM159 72V71H158ZM169 72V71H168ZM252 72V71H251ZM32 73V72H31ZM37 73V72H36ZM45 73V72H44ZM72 73V72H71ZM103 73H107L106 75L105 74H103ZM163 73V72H162ZM187 73V74H188ZM32 74H34V73H32ZM48 74V73H47ZM46 74V75H47ZM61 74V73H60ZM59 74V72H58V76L60 75ZM70 74V73H69ZM69 74H67V76L69 75ZM98 74V73H97ZM97 74H95V75H97ZM62 76L64 75V73L62 72V74H61ZM78 75H79V77H80V74L78 73ZM98 75V76H99ZM108 75V76H107ZM120 75V74H119ZM124 75V74H123ZM122 75V76H123ZM156 75H157V73H156ZM160 75V74H159ZM170 75H171V73H170ZM169 75V76H170ZM259 75H260V73H259ZM263 75V74H262ZM34 76V75H33ZM43 76V75H42ZM56 76H57V73H56ZM76 77H77V73H76V75H75ZM105 76H106V78H105ZM35 77V76H34ZM48 77V76H47ZM46 77V78H47ZM53 77V76H52ZM76 77H73L72 75H71V77H67V78H65V76H64V81H63V83H62V90L61 91H63L64 93H71V91H70V87H68V85H70V84H72V83H74L75 82V79H77ZM78 77V78H79ZM96 78H97V76H95ZM109 78H111V77H109ZM164 78H166V76L164 77ZM173 78H174V76H173ZM248 78H249V76H248ZM251 78V77H250ZM44 79H45V76H44ZM53 80H55V77L54 78H52ZM57 79H58V77H57ZM115 79V78H114ZM122 79H124L123 77L121 78V80ZM200 79V78H199ZM35 80V79H34ZM48 80H49V78H48ZM51 80V79H50ZM78 80L79 79H77L76 80V82H78ZM80 80H83V78L81 79L80 78ZM79 80V82H80V84H81V81ZM87 80H89L88 78H87ZM103 80V81H104ZM112 79H110V81L109 82H112L111 81ZM192 80V79H191ZM39 81H40V79H39ZM56 81H58V80H55V82ZM90 81H91V79H90ZM96 81V80H95ZM98 81V80H97ZM96 81V82H97ZM116 81H117V79H116ZM119 81V80H118ZM178 81V80H177ZM247 81H249L248 83H251L250 82V80H247ZM32 82H34V81H32V75H31V83ZM42 82H43V80H42ZM53 82V81H52ZM75 82V83H76ZM83 82H84V80H83ZM108 82V81H107ZM109 82H108V84H109ZM114 82V81H113ZM120 82V81H119ZM118 82V83H119ZM123 82H124V80H123ZM123 82H121L122 84H123ZM191 82V81H190ZM206 82V81H205ZM209 82H210V80H209ZM220 82V81H219ZM246 82V81H245ZM90 83V82H89ZM91 83H92V86H94V89L93 90H95V88L97 89V86H96V83H95V85L93 84V82L91 81ZM103 83V82H102ZM106 83V82H105ZM193 83V82H192ZM208 82H206V84H207ZM240 83V82H239ZM39 84H40V82H39ZM44 84V83H43ZM47 84H48V81H47ZM50 84V83H49ZM49 84L47 85V87L49 86ZM55 84V83H54ZM56 84L58 85V83L56 82ZM86 84H88V81H87V83ZM111 84V83H110ZM113 84V83H112ZM112 84L111 85H109V89H110V86L112 87ZM120 84V83H119ZM118 84V85H119ZM232 84H233V82H232ZM46 85V84H45ZM74 85V84H73ZM72 85V86H73ZM84 85V84H83ZM91 85V84H90ZM117 85V86H118ZM212 85V84H211ZM36 86V84L34 85V87ZM52 86H53V84H52ZM58 86H60V85H58ZM75 87H76V85H74ZM80 86V85H79ZM96 86V87H95ZM114 86V88H112V90H114L115 89V87H116V85H113ZM207 86H208V84H207ZM209 86H210V84H209ZM42 87V86H41ZM41 87H39V88H41ZM45 87V86H44ZM50 87H51V85H50ZM78 87V86H77ZM87 87V89L90 87H88V86H86ZM100 87L101 86H98V90H100ZM43 88V87H42ZM60 88H61V86H60ZM79 88V87H78ZM80 88H83V87H81L80 86ZM79 88V89H80ZM102 88H103V86H102ZM104 88H106V85H105V87ZM209 89H210V87H208ZM212 88V87H211ZM217 88V87H216ZM216 88H213V89H216ZM107 90H108V87L106 88ZM17 90V89H16ZM41 90V89H40ZM77 90V89H76ZM105 90V89H104ZM104 90H102V91H104ZM115 90H118V89H115ZM114 90V91H115ZM237 90V89H236ZM239 90V89H238ZM247 90V91H246ZM53 91H55V89L53 90ZM81 91V90H80ZM84 91H85V89H84ZM87 91V90H86ZM85 91V92H86ZM90 91V88L88 89V92ZM97 91V90H96ZM113 91V92H114ZM44 92H45V90H44ZM51 92H52V90H51ZM57 92V91H56ZM63 92L60 94V92H58L59 93V95H61V96H64L63 95ZM83 92V90L81 91V93H79L78 94V92H77V94H75V95H77V97L76 98H74L73 96H67L66 98L67 99H65V97L64 98H60V99H55V101H54V99L52 100V98H48L49 99V101H54L52 104H53V108H56V109H58L59 111H61V110H65V111H67L68 113H66V114H68L67 115V117H65L64 116V114H63V116L65 117V119H66V122H67V120H76V121H80V122H90V124L92 123H95V125H98L96 122H99V125H100V123H102V126H101V129L103 128V120L101 119V118H99V119H97V117H95V114L96 113H101L100 112V110H101V107H100V103L102 104L104 101H106V99H108L109 97L111 98V96H112V91H111V94H110V96L108 97V94H107V97H102V98H106V99H104L102 102H100V100H99V102L100 103H96V102H98V100H95L96 102H94V97L92 96V95H89V94H86L85 92L84 93H82ZM91 92V91H90ZM94 92V91H93ZM93 92H91L93 95H94V93ZM98 92V91H97ZM101 92V91H100ZM110 92V91H109ZM119 92V91H118ZM188 92V91H187ZM187 92H186V94H185V90H184V93L183 94H185V96L187 95ZM212 93H211V95L213 94V97H214V99L216 98L217 99V97H218V95L216 94V92L215 91H211ZM30 93V92H29ZM35 93H36V90H35ZM43 93V92H42ZM107 93H108V91H107ZM116 94H117V92H115ZM126 93H127V90H126ZM129 93H128V95H129ZM189 93V92H188ZM45 95H46V93H44ZM95 94H97V93H95ZM122 94V93H121ZM208 94H209V92H208ZM240 94V93H239ZM51 95H52V93H51ZM73 95H74V93H73ZM100 95V94H99ZM102 95H104L105 96V92L104 93H102ZM179 95V96H178ZM189 95H190V93H189ZM189 95H188V97H186V100H187V98L188 99H190L189 98ZM28 96V95H27ZM37 96V95H36ZM60 96V97H61ZM96 96H98V94L96 95ZM96 96H95V99H96ZM115 96V95H114ZM121 96V95H120ZM122 96L123 97H125L124 96V94H122ZM183 96V95H182ZM184 96V97H185ZM231 96V95H230ZM4 97V96H3ZM16 97V96H15ZM22 97V96H21ZM38 97L39 96H37V99H38ZM42 97V96H41ZM47 97V96H46ZM58 97V96H57ZM99 97V96H98ZM97 97V98H98ZM119 97V96H118ZM204 97H207V96H205L204 95ZM212 97V96H211ZM99 98H101V96L99 97ZM127 98V97H126ZM126 98H123V100L125 99L126 100ZM219 99H220V97H218ZM237 98V99H236ZM2 99V98H1ZM19 99H20V97H19ZM25 99V98H24ZM128 99H129V97H128ZM192 99V98H191ZM202 99H204L203 98V96H202ZM210 99V97H208V99L207 100H209ZM215 99V100H216ZM15 100V99H14ZM14 100H12V104H13V101ZM43 100H45V98L43 97ZM102 100V99H101ZM112 100V99H111ZM110 100V101H111ZM121 101H122V98L120 99ZM120 100H119V102H120ZM124 100V101H125ZM201 100V99H200ZM199 100V101H200ZM218 100V99H217ZM216 100V101H217ZM26 101V100H25ZM31 101H33V100H31ZM35 101V100H34ZM48 101V100H47ZM123 101V102H124ZM127 101V100H126ZM189 100H187L186 101V103L188 102ZM206 101V100H205ZM223 101H224V99H223ZM222 101V102H223ZM17 102H19L18 100H17ZM22 102V101H21ZM67 102H68V105H67ZM108 102V101H107ZM198 102V101H197ZM201 102H202V100H201ZM211 102H212V99H211ZM226 102H227V100H226ZM226 102L225 103H222V104H226ZM238 102V103H237ZM23 103V102H22ZM32 103V102H31ZM111 103V102H110ZM121 103V102H120ZM129 103V102H128ZM203 103V102H202ZM213 103H214V101H213ZM216 103V102H215ZM27 104V103H26ZM50 104V103H49ZM109 104V103H108ZM108 104H107V106H108ZM112 104V103H111ZM123 104H125L126 105V103L124 102V103H122V105ZM220 104V103H219ZM8 105H9V103H8ZM28 105H29V103H28ZM35 105V104H34ZM40 105H41V102H40ZM45 105V104H44ZM106 105V104H105ZM104 104H102V110H103V108H104V106H105ZM124 105V106H125ZM183 105H186V106H183ZM215 105V104H214ZM19 106H21V105H19ZM23 106V105H22ZM36 106H37V104H36ZM46 106H47V102H46ZM110 106V105H109ZM112 106H113V104H112ZM182 106H183V109H185V107H186V109L185 110H183L182 111V109L180 110V108H182ZM193 106V105H192ZM208 106V107H209ZM224 106V105H223ZM222 106V107H223ZM35 107V106H34ZM10 108V107H9ZM19 108V107H18ZM22 108V107H21ZM26 108H28L29 109V107L27 106ZM114 107H112L111 108V110L113 109ZM125 108V107H124ZM200 108V107H199ZM228 109H230V107H227ZM233 108V107H232ZM2 109V108H1ZM12 109H13V106H12ZM24 109H25V107H24ZM38 109V108H37ZM37 109L35 110V109H33V110H35V111H37ZM41 109V108H40ZM39 109V110H40ZM51 109H52V107H51ZM105 109H106V107H105ZM201 109V108H200ZM224 109V110H223ZM22 110H23V108H22ZM42 110V109H41ZM46 110H47V108H46ZM101 110V111H102ZM9 111V110H8ZM31 111H32V108H31V110H30V113H31ZM105 111V110H104ZM109 111V110H108ZM113 111H114V109H113ZM179 111H182V112H179ZM203 111H206L205 109L203 110ZM202 111V112H203ZM12 112H13V110H12ZM22 112H24V111H22ZM42 113L44 112V114H45V111H41ZM53 112L54 111H52L51 113L53 114ZM55 112H56V110H55ZM58 112V111H57ZM56 112V113H57ZM107 112V111H106ZM117 111H115L114 113H116ZM200 113H201V115H202V112L201 111H199ZM208 112H209V110H208ZM230 112V111H229ZM8 113V112H7ZM6 113V114H7ZM38 113H40V112H38ZM51 113H50V115H51ZM227 113H228V111H227ZM259 113V114H258ZM20 114H21V112H20ZM20 114H19V116H20ZM28 114V113H27ZM32 114V113H31ZM58 114V113H57ZM57 114H56V117H57ZM60 114V113H59ZM101 114H103V112L101 113ZM100 114V115H101ZM111 114V113H110ZM113 114V113H112ZM111 114V115H112ZM165 114V115H164ZM199 114V113H198ZM221 114V115H222ZM9 115V114H8ZM7 115V116H8ZM36 114H34V116H35ZM39 115H41V114H39ZM43 115V114H42ZM41 115V116H42ZM47 115V114H46ZM62 115V114H61ZM106 115V114H105ZM115 115H117V113L116 114H114V116ZM260 115H261V117H262V121H260V123L258 124V120L260 119ZM25 116H26V114H25ZM54 116V115H53ZM60 116V115H59ZM102 116H104V114L102 115ZM144 116V117H145ZM162 116H167V118L169 119V120H167V122H166V120H164V117H162ZM179 116H181L180 118H179ZM220 116V115H219ZM9 117V116H8ZM7 117V118H8ZM10 117H12V115L10 116ZM10 117L8 118V119H10ZM29 117V116H28ZM45 117V116H44ZM61 117V116H60ZM64 117L62 118L61 117V119H62V121L61 122H63L64 120ZM105 117V116H104ZM107 117H108V114H107ZM113 117V116H112ZM121 117V121H122V116H120ZM133 117V116H132ZM198 117V120H199V115L197 116ZM201 117H203V116H201ZM221 117H223V116H221ZM225 117V116H224ZM47 118V117H46ZM109 118H110V116H109ZM108 118V120H109V123H108V126L110 125V131H113L112 129H114V128H112V127H114V125L116 124V121H115V123H114V125L112 126V124H110V119ZM118 118H119V116H118ZM135 118V119H136ZM166 118V119H167ZM35 118H33V120H34ZM48 119H50V118H48ZM47 119V120H48ZM61 119H59V121L61 120ZM116 119V118H115ZM137 119H136V121L135 122H137ZM197 119V118H196ZM227 119V118H226ZM7 120V119H6ZM28 120V119H27ZM43 120V119H42ZM47 120H46V122H47ZM54 120H55V117H54ZM69 120V121H70ZM195 120V119H194ZM223 120V119H222ZM225 120V119H224ZM30 121V120H29ZM45 121V120H44ZM51 120H49L48 121V124H49V122H50ZM69 121H68V123H66L67 125H69ZM123 121H125V119L123 120ZM200 121V120H199ZM20 123H21V121H19ZM60 122V123H61ZM65 122V121H64ZM106 122V121H105ZM104 122V123H105ZM118 122V121H117ZM144 122H145V118H144ZM198 122V121H197ZM31 123V122H30ZM32 123H35L34 121L32 122ZM38 123V122H37ZM56 123H57V119H56ZM71 123V122H70ZM75 124H76V122H74ZM214 123V122H213ZM28 124V123H27ZM41 124V123H40ZM59 124V123H58ZM58 124H56V126H59ZM74 124V125H75ZM77 124H78V122H77ZM79 124H81V123H79ZM78 124V125H79ZM124 124H125V126H126V123L124 122ZM124 124H123V126H124ZM146 124V123H145ZM46 125V124H45ZM44 125V126H45ZM67 125H65V123H64V127L66 126V128H68V130L70 131V130H73V129H70L69 127L71 126H69V127H67ZM74 125H73V122H72V126L74 127ZM77 125V126H78ZM83 125H85V124H83ZM83 125H81L82 127H83V132L85 133V129H84V126ZM94 125V124H93ZM93 125H91L92 126V128H93ZM118 125H121V124H118ZM118 125H117V128H118ZM144 125V124H143ZM190 125V124H189ZM31 126H32V124H31ZM63 126H62V129H63ZM76 126V125H75ZM76 126V128L75 129H79V126L77 127ZM107 125H105L104 127H106ZM145 126V125H144ZM143 126V127H144ZM216 126V125H215ZM24 127V126H23ZM34 129H32V130H35V132L38 130V127L34 124ZM32 127V128H33ZM47 127H49V126H47ZM54 127V126H53ZM72 127V128H73ZM90 127V126H89ZM100 127V126H99ZM98 127V130H95V132H100L101 130H100V128ZM122 127V126H121ZM121 127H119V128H121ZM207 127V126H206ZM5 128V127H4ZM50 128H52V127H50ZM58 128H60V126L58 127ZM66 128H64L65 130H66ZM87 128H88V126H87ZM123 128V127H122ZM121 128V129H122ZM129 128V127H128ZM134 128V127H133ZM140 128H141V126H140ZM41 129V128H40ZM61 129V130H62ZM63 129V130H64ZM81 129V128H80ZM89 129V128H88ZM86 130V131H91V129L90 130ZM125 129V128H124ZM126 129H127V127H126ZM192 129L193 130H199L198 131V133H200V135H198V141H197V139H196V143H194L192 146L193 147H188V149L186 150V148L184 149L183 148V144H184V141H189V139L194 135V133H193V131H192ZM43 130V129H42ZM52 130H53V128H52ZM64 130V131H65ZM94 130V129H93ZM92 130V131H93ZM107 130V131H106ZM106 132H108V128L106 127ZM129 130V129H128ZM144 130V129H143ZM148 130V129H147ZM30 131H31V127H30ZM59 131V132H58ZM57 132L59 133V135L55 132V134H57L58 135V140H57V144L59 145V148L57 149V151L59 150L60 152H62V146H63V142H65L66 140H63V139H61V133H62V131H60V130H58ZM64 131H63V134L65 135V133H64ZM68 131V132H69ZM92 131H91V133H92ZM109 131V132H110ZM115 131H117L116 133H118L119 132V130H115ZM122 131H123V129H122ZM137 131H138V129H137ZM50 132H51V130H50ZM73 132V131H72ZM74 132H76V131H74ZM81 132V130H79V132L78 133H80ZM83 132H81L82 134V136H84V134H83ZM94 132V133H95ZM104 132V131H103ZM102 132V133H103ZM133 132V131H132ZM139 132V131H138ZM148 131H146V133H147ZM12 133V132H11ZM32 133V132H31ZM70 133V132H69ZM77 133V132H76ZM123 133V132H122ZM127 133V131H125L124 132V134H126ZM129 133V132H128ZM33 134V133H32ZM40 134V133H39ZM46 134H48V133H46ZM53 134L54 133H52V136H53ZM55 134H54V136H55ZM96 134H98V133H95V134H93V135H96ZM108 134V133H107ZM106 134V135H107ZM139 134V133H138ZM143 134H145L144 133V131H143ZM41 135H43V134H41ZM41 135H37V136H41ZM66 135H68V140H69V134H66ZM71 135H73L72 137H74V139L73 140H75L76 141V137L74 136V133L73 134H71ZM78 135V134H77ZM88 136H89V134H87ZM103 135V134H102ZM110 135H113V133L111 134V133H109V136ZM146 135V134H145ZM79 136H80V134H79ZM92 136V135H91ZM91 136L90 137H88V139H90L91 138ZM108 136V137H109ZM139 136V135H138ZM138 136L136 135V137L138 138ZM63 137H65V136H63ZM65 137V138H66ZM87 137V136H86ZM94 137V136H93ZM96 137H97V135H96ZM98 137H100L99 136V134H98ZM97 137V138H98ZM103 137V136H102ZM111 137V139H112V136H110ZM135 137V138H136ZM7 138V137H6ZM34 138H35V136H34ZM46 138H48V137H46ZM101 138V137H100ZM103 138H105V137H103ZM128 138V137H127ZM139 138L140 139H142L141 141H143L142 143H143V145H153V143H152V141L150 140V136H149V138H146V137H143V136H139ZM203 138H205V139H203ZM49 139V138H48ZM52 139V141H55V139H53L52 137L50 138V140ZM78 139H81L80 137L79 138H77V140ZM82 139H86V138H82ZM96 139V138H95ZM154 139V138H153ZM159 139V138H158ZM172 139V141H173V144H174V149H171L170 148V145H169V142H170V140ZM50 140H49V142H50ZM87 140V139H86ZM91 141L93 140V139H90ZM104 140V139H103ZM102 140V138H101V141H103ZM106 140H110V139H106L105 138V141ZM114 141H115V138L113 139ZM112 140V141H113ZM139 140V139H138ZM5 141V140H4ZM32 141V140H31ZM63 141V142H62ZM75 141H72L73 142V144L74 145H76V143H75ZM89 140H87V142H88ZM95 141V140H94ZM105 141H103L104 143H105ZM35 142V141H34ZM69 142V141H68ZM71 142V141H70ZM79 142H81L82 143V140L81 141H78V148H76L78 151H79V146H80V144H79ZM96 142V141H95ZM97 142H99V140L97 141ZM96 142V144L98 145V143ZM107 142V141H106ZM158 142V141H157ZM186 142V143H187ZM191 142V141H190ZM195 142V141H194ZM85 142L83 141V145H85L84 144ZM113 143V142H112ZM159 143V142H158ZM161 143V142H160ZM189 143V142H188ZM49 144V143H48ZM67 144V143H66ZM99 144H101V143H99ZM105 144H111V141H110V143L108 142V143H105ZM51 145H53V143H51ZM56 145V144H55ZM72 144L70 143V145H69V148H70V146H71ZM82 145V146H83ZM112 145V144H111ZM110 145V146H111ZM171 145H172V143H171ZM64 146H65V144H64ZM64 146H63V149H64ZM68 146V145H67ZM77 146V145H76ZM89 146V148H90V145H88ZM93 146V145H92ZM107 146H109V145H107ZM50 147H52V146H50ZM71 147H73V146H71ZM85 147H87L86 145H85ZM84 147V148H85ZM93 147H96V146H93ZM97 147H99V148H101V146H97ZM113 147V146H112ZM69 148H67V149H69ZM81 148L82 147H80V150H81ZM84 148H82V149H84ZM114 148V147H113ZM3 149V148H2ZM56 149V147L53 149V150H55ZM66 149V150H67ZM86 149H88V148H85L84 150H85V154H86ZM90 149H94V148H90ZM71 150L73 151V148H71ZM84 150L82 151V152H84ZM96 150V149H95ZM95 150H92V151H95ZM99 149H97L96 151H98ZM100 150H102V148L100 149ZM64 151V150H63ZM70 151V150H69ZM72 151H70V152H65L64 154H66V153H68L69 155H67V156H69L70 157V153L72 154ZM74 151H76V150H74ZM90 151V150H89ZM95 151V153L94 154H96L97 152ZM105 151H107V150H104V152ZM138 150H136V152H137ZM40 152V151H39ZM59 152V153H60ZM80 152V151H79ZM79 152H78V154H79ZM82 152H80V153H82ZM108 152V151H107ZM117 151H115V153H116ZM132 152H134V151H132ZM131 152V153H132ZM136 152H135V154H136ZM140 152V150L138 151V153ZM188 153V155L186 156L187 158L185 159V161H181V155H184V153ZM63 153V152H62ZM99 153V152H98ZM130 153V152H129ZM3 154V153H2ZM41 154V153H40ZM78 154L76 155L77 157H78ZM83 154V153H82ZM81 154V155H82ZM93 154V153H92ZM106 155H108V153H105ZM133 154V153H132ZM141 154V153H140ZM59 155H61V154H59ZM98 155V154H97ZM109 155H110V153H109ZM124 155H126V156H128L127 154H124ZM131 154H129V156H130ZM1 156V155H0ZM4 156V155H3ZM67 156H66V158H67ZM72 156H74V155H72ZM75 156V157H76ZM95 156V155H94ZM128 156V157H129ZM132 156H134V155H131V157ZM140 156V155H139ZM138 156V157H139ZM55 157H57V156H55ZM54 157V158H55ZM69 157L67 158V160L69 159ZM77 157H76V159H77ZM87 156L85 155V158H86ZM106 157V156H105ZM189 157H191L192 158V160L191 161H189ZM1 158V157H0ZM6 158V157H5ZM5 158H4V160L3 161H5ZM49 158V157H48ZM47 158V159H48ZM65 157H63V159H64ZM65 158V159H66ZM79 158V157H78ZM84 157L83 158H80V159H85ZM88 158V162H91V161H89V157H87ZM86 158V159H87ZM97 158V157H96ZM135 158V157H134ZM140 158H144L145 159V157H140ZM173 158V157H172ZM7 159V158H6ZM46 159V158H45ZM57 159V158H56ZM62 159V163H65V161ZM79 159V160H80ZM98 159V158H97ZM97 159H96V161H97ZM174 159V158H173ZM9 160V159H8ZM19 160V159H18ZM58 160H59V158H58ZM67 160H66V162H67ZM71 160V159H70ZM72 160H73V164L75 165V162H77V160L74 162V158H72ZM72 160L71 161H69V162H72ZM78 160V161H79ZM90 160H91V158H90ZM152 160V159H151ZM163 160V162H167V159H162ZM161 159H160V161H162ZM2 161V160H1ZM13 161V160H12ZM46 161V160H45ZM52 161V160H51ZM54 161V160H53ZM52 161V162H53ZM56 161V160H55ZM60 161H61V159H60ZM59 161V162H60ZM86 161V160H85ZM93 161V160H92ZM51 162V163H52ZM80 162H82V160L80 161ZM162 162V163H163ZM48 162H46V164H47ZM56 164L58 163V162H55ZM61 163V162H60ZM62 163L61 164H59V166H61L62 165ZM68 163V162H67ZM93 163H94V161H93ZM97 163V162H96ZM157 163H158V165H159V162H158V160H157ZM156 163V164H157ZM50 164V162L48 163V165ZM54 164V163H53ZM71 163H69V165H70ZM82 164H84V162H82ZM91 164V163H90ZM1 165V167H2V164H0ZM11 165H12V163H11ZM48 165H47V168H48ZM50 165H52V164H50ZM64 166L66 165V163L65 164H63ZM68 165V166H69ZM72 165V164H71ZM98 165V164H97ZM164 165V166H163ZM172 165H173V163H172ZM175 165V164H174ZM46 165H44V167H45ZM77 166H80V164H78V162H77ZM83 166V165H82ZM85 166V165H84ZM83 166V167H84ZM157 166V165H156ZM162 171L164 170L165 172H167L168 170H170L169 168H170V162H169V166H168V163H163L162 164ZM214 166V165H213ZM50 167V166H49ZM53 167H54V165H53ZM52 167V168H53ZM67 166H65V167H60V168H57V167H55V168H53V170L54 169H56L57 168V171L55 170L54 172H57L58 174H59V170L58 169H60V170H63V168H66ZM81 167V166H80ZM160 166H158V168H159ZM172 167V166H171ZM51 168V167H50ZM52 168H51V170H52ZM62 168V169H61ZM88 168V167H87ZM96 168H97V166H96ZM104 168V167H103ZM161 168V167H160ZM32 169V168H31ZM90 169H92V168H90ZM90 169H89V171H90ZM3 169H1V171H2ZM8 170L10 171V167L8 168ZM50 170V171H51ZM171 170H173L174 171V168H172ZM175 170H176V168H175ZM1 171H0V173H1ZM66 171V170H65ZM65 171H62V172H65ZM213 171H215V168H214V170ZM219 171V170H218ZM4 172V171H3ZM43 172V171H42ZM48 172H49V170H48ZM53 172V171H52ZM103 172V171H102ZM134 172V171H133ZM164 172V173H165ZM177 172V171H176ZM216 172V171H215ZM7 173V172H6ZM46 173H47V169H46ZM57 173H55V174H57ZM60 173H61V171H60ZM162 173V172H161ZM169 173H170V171H169ZM213 173V172H212ZM54 174V173H53ZM65 174H66V176H62L61 178H66L67 177V173L65 172ZM108 174V173H107ZM166 174H168V173H166ZM195 174V173H194ZM193 174V175H194ZM198 174V173H197ZM197 174H195L194 176H196ZM1 175V174H0ZM8 175V174H7ZM25 175V174H24ZM50 175H51V172H50ZM61 175V174H60ZM63 175V174H62ZM220 175V176H221ZM104 176H108V175H104ZM167 176V175H166ZM192 176V175H191ZM193 176V177H194ZM200 176V175H199ZM209 176H211V174H209ZM52 177V176H51ZM164 177H165V175H164ZM197 177H198V175H197ZM201 177H202V175H201ZM1 178V177H0ZM49 178V177H48ZM53 178H54V176L52 177V178H49V180H50V183L53 181ZM180 178H178L179 180H180ZM199 178V177H198ZM3 179V178H2ZM8 179H10V178H8ZM58 179V178H57ZM60 179V178H59ZM196 179V178H195ZM213 179V178H212ZM218 179H219V177H218ZM7 180V179H6ZM72 180H73V178H72ZM71 180V181H72ZM54 181H56V179L54 180ZM61 180H59V182H60ZM104 181H105V179H104ZM14 182V181H13ZM222 182V183H223ZM193 183V182H192ZM203 183V180H201V178L200 179H198V180H196V183H195V187H198L199 188V186H201V188H202V184ZM53 184H55V183H52V185ZM72 184V183H71ZM51 184H49V186H50ZM57 185V184H56ZM73 185V184H72ZM187 185V186H186ZM222 185V184H221ZM46 186H48V185H46ZM76 186V185H75ZM224 187H225V184L223 185ZM223 186H221V188L223 187ZM78 187V186H77ZM96 187V186H95ZM192 187H193V185H192ZM195 187H194V189H195ZM259 187V188H258ZM54 188V187H53ZM91 188V187H90ZM250 188V187H249ZM248 188V189H249ZM48 189V188H47ZM50 189V188H49ZM57 189V188H56ZM261 189V188H260ZM8 190V189H7ZM76 190V189H75ZM251 190H249L250 192H251ZM264 190V189H263ZM9 191H10V189H9ZM30 191V190H29ZM44 191V190H43ZM50 190H48V192H49ZM52 191V190H51ZM79 191V190H78ZM87 191V190H86ZM196 191H197V188H196ZM241 191V190H240ZM243 191H247V194H248V190H245V188H244V190ZM254 191H255V189H254ZM249 192V193H250ZM10 193V192H9ZM71 193V192H70ZM77 193V192H76ZM76 193H75V195H76ZM185 193V192H184ZM240 193V192H239ZM251 193H253V191L251 192ZM250 193V194H251ZM69 194V193H68ZM242 194H243V192H242ZM242 194L240 195V196H242ZM247 194H245L246 196H247ZM254 194H255V192H254ZM4 195V194H3ZM74 194H73V196H75ZM244 195V194H243ZM10 196V195H9ZM8 196V197H9ZM71 196V195H70ZM203 196V195H202ZM259 196V195H258ZM11 197V196H10ZM52 197V196H51ZM63 197V196H62ZM196 197V196H195ZM260 198H261V196H259ZM60 199H61V196L59 197ZM64 198V197H63ZM72 198H75V197H71V199ZM78 197H76V200H79V199H77ZM99 198H100V196H99ZM241 198V197H240ZM245 198V197H244ZM256 198H257V196H256ZM260 198L258 199V200H260ZM11 199V198H10ZM82 199V198H81ZM92 199V198H91ZM195 199V198H194ZM194 199H193V201H194ZM222 199V198H221ZM224 199V198H223ZM245 199H248L249 200V198H245ZM12 200V199H11ZM202 200H204V199H202ZM201 200V201H202ZM239 200V199H238ZM261 200H262V198H261ZM8 201V200H7ZM48 202H50V201H53V199H50V201H49V199L47 200ZM73 201H75V200H73ZM79 201H82V200H79ZM92 201V200H91ZM96 201H97V199H96ZM198 201V200H197ZM241 201H243V200H241ZM247 201V200H246ZM56 202V201H55ZM60 202V201H59ZM62 202V201H61ZM60 202V203H61ZM63 204L64 205H66V204H69V203H67L68 202V200L66 201L65 199H63ZM66 202V203H65ZM77 202V201H76ZM199 202V201H198ZM203 202V201H202ZM205 202H207V201H205L204 200V203ZM245 202V201H244ZM7 203V202H6ZM57 203V202H56ZM56 203H54V202H52V204H53V206H55L54 204H56ZM73 203V202H72ZM78 204H79V202H77ZM77 203H75V205H76V207L75 208H78V210L79 209H81V208H79V205H78V207H77ZM82 203V202H81ZM194 203V208H195V210H194V214L195 215H193L194 217H196L195 219L197 220V223H198V229L199 230H197L196 232H197V234H198V236H197V234H196V236L197 237H199L198 239V242L200 241V246H201V248L205 251V252H207V247H206V244H205V231H206V229H207V226H208V219H207V217L203 214V212L202 211H200V208H201V206H200V208L198 207L199 206V204L195 201V202H193ZM201 203V202H200ZM204 203H202V204H204ZM239 203H240V201H239ZM243 203V202H242ZM241 203V204H242ZM247 203V202H246ZM2 204V203H1ZM50 205H52L51 203H49ZM74 204V203H73ZM73 204H71V205H73ZM83 204V203H82ZM16 205H17V203H16ZM45 205V204H44ZM49 205V206H50ZM57 205V204H56ZM61 205H62V203H61ZM205 205V204H204ZM208 205V204H207ZM8 206V205H7ZM59 206V205H58ZM82 207H84L83 205H81ZM80 206V207H81ZM86 206V205H85ZM243 206V205H242ZM46 207H47V203H46ZM46 207H44V208H46ZM206 207V206H205ZM243 207H246V206H243ZM23 208H25V207H23ZM34 208H36V207H34ZM48 208V207H47ZM59 208H61V207H59ZM63 208H65V209H67V207H64L63 206ZM72 208H73V206H72ZM206 208H208V207H206ZM5 209V208H4ZM58 209V208H57ZM56 209V210H57ZM70 209V208H69ZM83 209V208H82ZM86 209V208H85ZM202 209H204V208H202ZM45 210V209H44ZM49 210H50V208H49ZM51 210H55V209H51ZM50 210V211H51ZM55 210V211H56ZM63 210V209H62ZM74 210V209H73ZM72 210V211H73ZM87 210H88V208H87ZM205 210V209H204ZM3 211V210H2ZM24 211V210H23ZM60 211V210H59ZM58 211V212H59ZM76 211V210H75ZM75 211H73V213H75ZM193 211V210H192ZM205 211H207V210H205ZM0 212H1V210H0ZM27 212V211H26ZM45 212H46V210H45ZM48 212V211H47ZM62 212V211H61ZM71 212V211H70ZM77 213H78V211H76ZM82 212H84V209H83V211H81V215L83 214ZM85 212H89V211H85ZM85 212H84V214H85ZM246 212V211H245ZM5 213V212H4ZM3 212H2V216H0V264H13V263H17V261H21V263L22 264H80V263H77V261L73 258V260L71 259V261H66V260H63V259H67L68 260V258H66L65 256V258L63 257H60V256H57L60 252L63 254V248L61 249V250H58V245H61V243H60V241L59 242H57L58 243V245H55L56 246V248H57V250L56 251H60V252H58V254L57 255H54V256H57L56 258H52L53 257V255H51L50 256V254H48L47 252V250H44V244H43V246H39V247H43V250H40V249H38V248H36L31 242H30V238H28V236H26L25 234L26 233H24L23 232V230H24V228H22L21 227V229H23L22 230V232H21V230H20V228H17L18 226L16 225V221H14L15 220V218H14V220H7L6 218H5V216H6V213H5V216L3 215L4 214ZM10 213H11V211H10ZM56 213H57V211H56ZM56 213H54V211H53V214H56ZM66 213V212H65ZM64 213V214H65ZM1 214V213H0ZM12 214V213H11ZM34 214V213H33ZM36 214V213H35ZM49 214H50V212H49ZM48 214V215H49ZM53 214H51V215H53ZM57 214H59V213H57ZM56 214V216H58ZM72 214V213H71ZM76 214V213H75ZM16 215V214H15ZM47 215V216H48ZM61 215H62V213H61ZM69 215V214H68ZM91 215V214H90ZM207 215V214H206ZM8 216V215H7ZM85 216H87V215H85ZM85 216H82L81 217V219H83ZM9 217V216H8ZM52 217V216H51ZM67 217V216H66ZM76 217H79V216H76ZM76 217H74L73 216V218H74V220H76ZM260 217V216H259ZM54 216H53V220H54ZM59 218V217H58ZM86 218V217H85ZM9 219V218H8ZM47 219H48V217H47ZM50 219H52V218H50ZM78 220V219H77ZM76 220V221H77ZM87 220V219H86ZM17 221H18V219H17ZM21 221V220H20ZM24 221V220H23ZM51 221V220H50ZM80 221V220H79ZM82 222H83V220H81ZM256 222V221H255ZM261 222V221H260ZM21 223V222H20ZM50 223V222H49ZM79 223V222H78ZM86 223V222H85ZM262 223V222H261ZM80 224H82L81 222H80ZM18 225H19V223H18ZM22 225V224H21ZM20 225V226H21ZM79 225V224H78ZM264 225V224H263ZM81 226H83V225H81ZM30 227V226H29ZM257 227V226H256ZM25 228H26V226H25ZM259 227H257V229H258ZM27 229V228H26ZM256 229V230H257ZM260 229V228H259ZM264 229V228H263ZM261 230V229H260ZM260 230L259 231H257L259 234H261L260 233ZM262 231V230H261ZM195 232V233H196ZM30 233V232H29ZM27 234H28V230H27ZM44 236V235H43ZM32 237V236H31ZM196 237V238H197ZM56 241V240H55ZM37 244V243H36ZM38 247V246H37ZM47 247V248H46ZM45 247V249H48V247L49 246H46ZM50 249V248H49ZM50 253H51V251H49ZM72 257V256H71ZM104 258H105V256H104ZM69 259H70V257H69ZM108 260V258H105V260ZM99 260H101V258L99 259ZM100 262V261H99ZM98 262V263H99ZM104 262V261H103ZM17 264H19V263H17ZM110 264V263H109Z\"/></svg>",
    "mask_w": 264,
    "mask_h": 264
}]
</instances>
